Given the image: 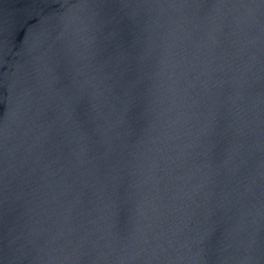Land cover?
<instances>
[{"label":"water","instance_id":"1","mask_svg":"<svg viewBox=\"0 0 264 264\" xmlns=\"http://www.w3.org/2000/svg\"><path fill=\"white\" fill-rule=\"evenodd\" d=\"M0 264H264V0H0Z\"/></svg>","mask_w":264,"mask_h":264}]
</instances>
